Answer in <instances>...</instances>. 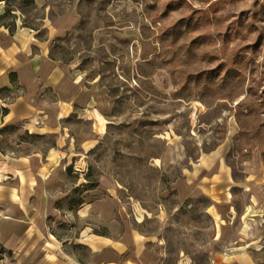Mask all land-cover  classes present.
<instances>
[{"label": "rangeland", "instance_id": "1", "mask_svg": "<svg viewBox=\"0 0 264 264\" xmlns=\"http://www.w3.org/2000/svg\"><path fill=\"white\" fill-rule=\"evenodd\" d=\"M1 2V27L31 30L39 39L50 28L62 30L65 13L77 20L51 39L52 54L103 88L107 115L97 139L79 142L84 151L76 142L74 154L81 152L83 162L63 165L55 199L41 182L38 202L0 189V264H90L93 253L79 232L85 222L65 214L79 201L86 224L91 210L104 216L116 205L112 219L122 230L134 228L162 245L158 264H210L208 252L218 249L205 234L209 201L189 198L184 177L211 175L220 161L214 174L228 171L239 196L234 222L244 208L242 192L264 193V0ZM227 69L235 78L224 83ZM211 70L215 77L199 75ZM4 113L0 104V120ZM2 125L0 153L7 161L32 151L47 156L55 147L48 137ZM68 127L71 134L90 130L73 119ZM52 202L58 213L43 215ZM247 202L253 214L254 200ZM261 205L260 217L245 221L247 238L257 237L245 248L256 264H264ZM90 229L104 234L105 228Z\"/></svg>", "mask_w": 264, "mask_h": 264}, {"label": "crops", "instance_id": "2", "mask_svg": "<svg viewBox=\"0 0 264 264\" xmlns=\"http://www.w3.org/2000/svg\"><path fill=\"white\" fill-rule=\"evenodd\" d=\"M76 21L70 13H65V27L62 30L50 28L45 39H39L31 30L17 28L11 31L0 26V104L5 109L0 120L2 127L17 126L20 132L45 136L55 142V147L47 156L41 157L37 151H32L7 161L0 153V189L11 190L9 195L15 200L34 199L38 202L43 199L38 190L40 182L55 199L63 165L66 169L83 162L81 152L74 154L76 144L90 143L101 133L103 118L107 115L102 109L103 88L96 81H86L70 65L51 57V39L70 32L75 28ZM71 119L88 123L89 132L79 130L71 134L68 127ZM81 150L85 148L81 146ZM220 166V161H217L210 171L211 175L198 172L194 178L192 175L184 177L189 198L204 197L209 201L206 213L210 224L205 234L209 245L214 243L218 249L215 254L208 252L210 264H256L245 248L249 247V243L256 242L257 237L247 238L248 223L245 221H256L260 217L264 193L242 192L246 205L244 203L242 213L234 222V205L239 196L232 191L233 180L228 171H223V175L214 174L213 171ZM6 178L10 181L7 182ZM248 199L254 200L253 214L246 208L249 207ZM84 206L85 203H82L76 210L67 209L65 214L75 213L79 222H85L79 232L80 238L93 253L90 264H158L156 248L162 245L158 240L144 237L134 228L122 230V226L112 219L116 205L104 216L91 210L89 224H86L88 214ZM53 212L58 213V209L52 202L43 215L53 216ZM99 226L105 228L104 234L90 229L97 230ZM223 242L227 245H222ZM148 253H152L155 259L148 257Z\"/></svg>", "mask_w": 264, "mask_h": 264}, {"label": "trees", "instance_id": "3", "mask_svg": "<svg viewBox=\"0 0 264 264\" xmlns=\"http://www.w3.org/2000/svg\"><path fill=\"white\" fill-rule=\"evenodd\" d=\"M51 57L55 60H59L53 54H51ZM235 72L236 71H234L233 69L225 70L222 77H221L222 82L226 83L228 80L234 79L235 78ZM215 73H216L215 71L211 70V71L201 72L199 75L208 78V77H215L216 76ZM241 102L237 103V105H236L239 113L237 115H235V119L237 121V124H239V132H238L239 137H242L244 132L246 131V129L240 124V121H239V116L242 114V109H244V108H242V105L240 104ZM245 110H246L245 111L246 115L251 114V110H248V109H245ZM82 203H83L82 201H79L77 205H80Z\"/></svg>", "mask_w": 264, "mask_h": 264}]
</instances>
